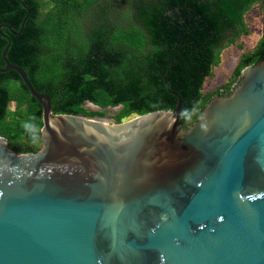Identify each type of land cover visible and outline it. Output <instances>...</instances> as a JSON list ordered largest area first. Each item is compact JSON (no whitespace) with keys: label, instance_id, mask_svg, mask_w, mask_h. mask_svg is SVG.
<instances>
[{"label":"water","instance_id":"95a60500","mask_svg":"<svg viewBox=\"0 0 264 264\" xmlns=\"http://www.w3.org/2000/svg\"><path fill=\"white\" fill-rule=\"evenodd\" d=\"M3 36L43 126L36 152L0 136V264H264V60L186 130L172 91L105 123L54 113Z\"/></svg>","mask_w":264,"mask_h":264},{"label":"trees","instance_id":"16d2710c","mask_svg":"<svg viewBox=\"0 0 264 264\" xmlns=\"http://www.w3.org/2000/svg\"><path fill=\"white\" fill-rule=\"evenodd\" d=\"M257 1L49 0V6L42 0H0V26L5 25L0 69L5 68L1 52L7 35V61L50 97L54 113L108 116L119 123L157 110L174 111L172 91L183 101L180 123L188 129L212 97L226 95L203 93V86L221 51L249 33L245 17ZM119 6L122 13L108 14ZM23 21V31L11 34L9 28L18 33ZM261 60L264 33L252 51L240 56L233 75L238 79L246 66ZM117 107L115 114L106 112ZM183 110L192 114L190 119ZM26 123L33 125L31 131ZM42 126V108L19 74L0 71V136L18 154L36 152Z\"/></svg>","mask_w":264,"mask_h":264},{"label":"rangeland","instance_id":"374dc122","mask_svg":"<svg viewBox=\"0 0 264 264\" xmlns=\"http://www.w3.org/2000/svg\"><path fill=\"white\" fill-rule=\"evenodd\" d=\"M42 2H44L45 4L47 3L49 4V0H42ZM52 4L50 3L49 6H52ZM49 6L47 5L46 8H48ZM124 11H126V8H124ZM115 12L120 14L123 11H121L119 6L118 8H115L113 10L110 8L108 14L112 15V13L115 14ZM110 18L112 19L111 16ZM117 20L118 19L116 17V21ZM245 20L248 25L249 33L247 35L241 36V38L237 40L233 45L228 46L227 48L221 51L218 65H216L213 68L212 75L208 77L204 83L203 93H208V92L210 93L216 90L218 92L226 94L227 96L234 90L238 79L235 78V76L233 75V70L238 63L240 56L245 52L252 51L264 33V0H259L253 4L251 10L246 14ZM117 22H119V24L123 23V21L121 20ZM221 96H225V95H221ZM15 106H16L15 102H12L9 105V109L13 111L15 109ZM91 108L96 109V107L94 106H91ZM119 108L120 107L111 108V109L108 108L106 109V112L108 113V115L115 114L119 110ZM131 118H127L126 120H129ZM93 119L105 123H113L108 118V116L104 117L103 119H98V118H93ZM7 120L9 121V118H7ZM193 124H190L189 127H191ZM22 142L25 143L27 141L23 139ZM9 148L12 149L11 147ZM40 148L41 145L39 149Z\"/></svg>","mask_w":264,"mask_h":264},{"label":"clouds","instance_id":"9594fccd","mask_svg":"<svg viewBox=\"0 0 264 264\" xmlns=\"http://www.w3.org/2000/svg\"><path fill=\"white\" fill-rule=\"evenodd\" d=\"M187 112H188L187 110H183V111H182V115H183V116H186L185 113H187ZM191 115H192V114H189V115H187L186 117L190 119V118H191ZM24 128H25L26 130L31 131V130L33 129V125H31V124H29V123H26V124H24Z\"/></svg>","mask_w":264,"mask_h":264},{"label":"flooded vegetation","instance_id":"af4514ba","mask_svg":"<svg viewBox=\"0 0 264 264\" xmlns=\"http://www.w3.org/2000/svg\"><path fill=\"white\" fill-rule=\"evenodd\" d=\"M226 96V95H225ZM183 128V127H182ZM186 130V129H185Z\"/></svg>","mask_w":264,"mask_h":264}]
</instances>
